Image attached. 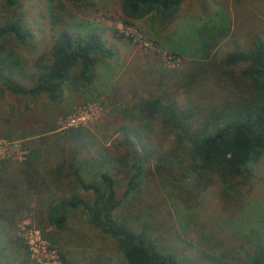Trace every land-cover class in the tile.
<instances>
[{
    "label": "rangeland",
    "instance_id": "374dc122",
    "mask_svg": "<svg viewBox=\"0 0 264 264\" xmlns=\"http://www.w3.org/2000/svg\"><path fill=\"white\" fill-rule=\"evenodd\" d=\"M57 2L61 11L53 29L50 0H20L11 11L0 1V25L20 17L31 36L24 41L6 38L4 57L25 72L31 71L37 56L48 52L56 31L62 28L83 36L99 33L113 54L99 61L91 84H65L54 104L44 94L21 96L5 90L0 95V160L13 168L22 167L30 149L42 147L44 137L69 128L83 127L108 145L119 138L118 127L142 125L146 144L158 149L159 141L167 143L169 138L156 123L141 120L132 106L134 99L155 93L180 102L187 93L177 82L194 72L196 63L211 59L217 63L231 52L251 51L257 38L264 40V0H182L177 18L167 27L154 16L125 23L117 0ZM212 41L215 46L204 59L205 45ZM192 89L193 98L202 92L205 106L220 95L211 74L204 85ZM150 168L134 197L125 199L124 181L118 184L123 204L116 217L138 233L147 226L148 236L178 264H213L212 255L200 257L208 252L197 241L204 234L225 242L228 236L229 243L242 245L231 236L238 233L243 241L264 246V152L252 167V190L234 212L219 207L218 187L207 189L194 205L186 198L192 189L190 178L175 180L156 171L154 163ZM19 199L15 209L0 220V264H88L96 257L106 264H126L116 242L91 224L80 209L70 211L64 227L57 229L47 225L46 205L37 203L33 194ZM222 264H239V260Z\"/></svg>",
    "mask_w": 264,
    "mask_h": 264
},
{
    "label": "trees",
    "instance_id": "16d2710c",
    "mask_svg": "<svg viewBox=\"0 0 264 264\" xmlns=\"http://www.w3.org/2000/svg\"><path fill=\"white\" fill-rule=\"evenodd\" d=\"M0 1L10 11L20 2ZM117 1L125 23L154 16L163 27L177 18L182 3ZM50 3V25L54 29L61 3ZM11 36L22 41L31 37L20 17L0 25V95L5 90L21 96L44 94L54 104L60 100L65 84H91L99 61L113 54L99 33L83 36L62 28L56 31L48 52L37 56L32 70L25 72L17 62L3 56L5 39ZM215 43L205 45L204 59L210 57ZM240 64L238 71L236 66ZM195 68L177 82V87L187 93L180 102L155 93L134 99L132 106L141 120L156 123L169 138L167 143L160 140L158 149L146 144L144 126L130 123L118 127L115 133L119 138L108 145L97 141L83 127L69 128L44 137L42 147L30 149L20 168L0 160V220L15 209L21 196L33 194L37 203L46 205L43 216L48 226L64 227L69 212L80 209L91 224L116 242L126 264H178L173 255L164 254L163 247L148 236L147 226L138 233L126 221L117 219L116 212L123 204L118 184L124 181L125 199L134 197L154 163L156 171L175 180L191 179L187 202L199 204L202 193L215 186L219 207L234 212L248 198L253 187L252 167L264 152V40L255 39L249 52H231L217 63L206 60L196 63ZM210 74L220 95L216 102L205 106L202 92L195 93L196 98L190 95L192 87L204 85ZM237 234L231 236L242 245L229 243L228 236L225 242L201 235L197 241L208 252L200 257L212 255L213 264L232 259H238L239 264H264V246L250 239L243 241ZM88 264L106 261L96 257Z\"/></svg>",
    "mask_w": 264,
    "mask_h": 264
}]
</instances>
